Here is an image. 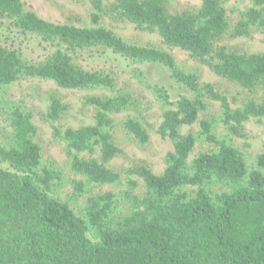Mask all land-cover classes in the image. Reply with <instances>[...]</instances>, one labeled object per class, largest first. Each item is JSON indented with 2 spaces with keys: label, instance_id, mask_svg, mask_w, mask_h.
Returning a JSON list of instances; mask_svg holds the SVG:
<instances>
[{
  "label": "trees",
  "instance_id": "trees-1",
  "mask_svg": "<svg viewBox=\"0 0 264 264\" xmlns=\"http://www.w3.org/2000/svg\"><path fill=\"white\" fill-rule=\"evenodd\" d=\"M103 1L90 0L86 18L77 17L75 25L43 20L21 0H0V27L35 36L46 48L29 60L0 40V118L11 131L9 143L0 142V164L7 167H0V264H264V153L251 158L238 143L245 122L264 119V101L249 99L233 109L237 99L203 83L199 69L181 68L163 48L127 43L104 19L110 10L120 21L157 32L165 46L249 92L264 88V53L214 47L228 31V0H201L197 11L181 14L169 13L165 0ZM249 2L233 28L235 38L264 35V0ZM96 48L132 65H159L185 93L173 100L165 87L133 69L161 107L157 132L173 150L160 175L145 166L131 168L119 198L112 192L88 197L79 215L52 195L61 172L43 164L32 114L7 91L37 79L59 89L100 92L82 102L93 111L90 125L54 126L68 110L56 95L47 97L43 119L64 144L69 171L81 177L71 182L76 199L86 185H121L120 173L107 167L124 154L116 140L124 137L144 149L150 137L134 96L118 91L111 75L81 65L83 53ZM196 125L197 133L181 134ZM131 177L143 181L142 195L135 194ZM214 186L223 190L213 192ZM122 205L131 211L115 216Z\"/></svg>",
  "mask_w": 264,
  "mask_h": 264
},
{
  "label": "rangeland",
  "instance_id": "rangeland-1",
  "mask_svg": "<svg viewBox=\"0 0 264 264\" xmlns=\"http://www.w3.org/2000/svg\"><path fill=\"white\" fill-rule=\"evenodd\" d=\"M26 8L33 11L39 18L54 24H75L77 17L85 19L90 11V0H21ZM115 0H104V4L111 5ZM166 8L171 14H181L183 12H195L201 6V0H165ZM249 0H228L224 5L228 20V31L225 35L214 42V47L225 46L230 50L247 53H264V35L259 31H253L250 37L232 36L233 28L240 18L241 13L250 7ZM107 28L117 36L130 44L140 46H153L166 50L181 68H197L201 72L203 83L211 84L214 89L229 98L235 97L237 103L232 105L235 109L240 107L245 101L253 99L257 102L264 101V88L258 87L249 92L215 76L207 66L201 65L198 61L189 56L188 53L176 48L165 46L157 32H149L136 28L134 25L120 21L110 10L104 19ZM0 40L20 52L25 59L37 60L45 52L46 48L42 41L32 35H23L13 30L4 31L0 27ZM81 65L87 69L103 71L111 75L116 83V89L120 92H129L137 100L143 125L147 130L150 142L148 146L141 149L135 146L126 138L116 140V144L123 150V156L117 157L107 165L122 176L121 185H104L100 187L85 186L83 197L76 199L73 196L71 182L80 180L81 177L73 175L69 171L68 157L64 144L53 136V125L44 121L43 114L47 108V97L49 95L58 96L67 105L68 110L54 123L61 130L71 127L78 128L92 124L93 111L83 105V99L90 95H100V92L86 90H64L57 88L50 81L43 80H21L9 87L7 97L12 101L22 102L31 114L33 125L37 129L35 142L39 145L44 165H53L61 172L62 181L59 188L52 195L68 202L71 207L80 215L85 208L88 197L112 192L119 198L126 189L125 180L129 178L128 170L137 166H145L153 174L160 175L166 167V157L172 152L173 144L168 139H163L158 134L161 123L162 110L151 92L138 81L133 75V69L139 70L143 77L151 85H160L167 89L173 100L184 94L182 88L174 85L168 77L167 72L155 64L132 65L120 56L105 48H96L83 53ZM217 107V106H215ZM244 139H238L239 146L244 148L251 158L264 153V119L251 118L243 124ZM192 131L197 133L198 126L183 127L181 134ZM10 128L6 122L0 118V142L9 143ZM200 150L197 147L189 160ZM0 167L7 168L0 164ZM137 183L134 191L140 196L143 193L144 184L141 179L131 177ZM223 188L214 186L213 192H218ZM129 205H122L115 216H122L130 212ZM93 240V236L89 234Z\"/></svg>",
  "mask_w": 264,
  "mask_h": 264
}]
</instances>
